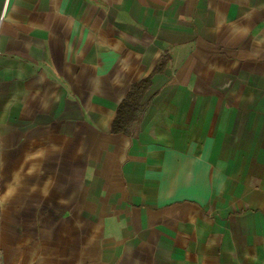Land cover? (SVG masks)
<instances>
[{
	"label": "crops",
	"instance_id": "crops-1",
	"mask_svg": "<svg viewBox=\"0 0 264 264\" xmlns=\"http://www.w3.org/2000/svg\"><path fill=\"white\" fill-rule=\"evenodd\" d=\"M0 264H264V0H0Z\"/></svg>",
	"mask_w": 264,
	"mask_h": 264
},
{
	"label": "trees",
	"instance_id": "trees-1",
	"mask_svg": "<svg viewBox=\"0 0 264 264\" xmlns=\"http://www.w3.org/2000/svg\"><path fill=\"white\" fill-rule=\"evenodd\" d=\"M166 64L167 59L164 57L160 64L156 67L152 76L132 85L125 99L118 107L117 114L111 128V132L113 134L131 133V128L135 123H137L144 110L143 101L152 85L154 75L161 73L165 69Z\"/></svg>",
	"mask_w": 264,
	"mask_h": 264
}]
</instances>
